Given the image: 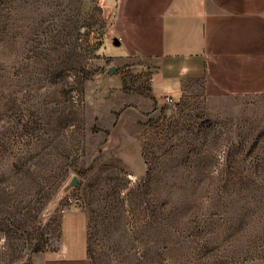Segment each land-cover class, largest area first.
Masks as SVG:
<instances>
[{
	"label": "rangeland",
	"instance_id": "374dc122",
	"mask_svg": "<svg viewBox=\"0 0 264 264\" xmlns=\"http://www.w3.org/2000/svg\"><path fill=\"white\" fill-rule=\"evenodd\" d=\"M112 1L0 0V264L55 263L70 212L80 264H264V97L158 104Z\"/></svg>",
	"mask_w": 264,
	"mask_h": 264
},
{
	"label": "crops",
	"instance_id": "0c3cea01",
	"mask_svg": "<svg viewBox=\"0 0 264 264\" xmlns=\"http://www.w3.org/2000/svg\"><path fill=\"white\" fill-rule=\"evenodd\" d=\"M111 7L117 55L108 58L138 67L158 104L195 92L264 97V0H113ZM60 227L62 257L51 264H80L84 216L65 213Z\"/></svg>",
	"mask_w": 264,
	"mask_h": 264
},
{
	"label": "water",
	"instance_id": "95a60500",
	"mask_svg": "<svg viewBox=\"0 0 264 264\" xmlns=\"http://www.w3.org/2000/svg\"><path fill=\"white\" fill-rule=\"evenodd\" d=\"M114 45H118V41L115 39L113 40ZM115 72V68L114 67H110L107 70V73H114ZM78 179L76 177H73L72 180L70 181L69 185L70 186H74L77 183Z\"/></svg>",
	"mask_w": 264,
	"mask_h": 264
},
{
	"label": "built area",
	"instance_id": "2783aa9c",
	"mask_svg": "<svg viewBox=\"0 0 264 264\" xmlns=\"http://www.w3.org/2000/svg\"><path fill=\"white\" fill-rule=\"evenodd\" d=\"M162 100L167 105H170V106L175 105V103L173 102V100L168 95H164L163 98H162Z\"/></svg>",
	"mask_w": 264,
	"mask_h": 264
}]
</instances>
